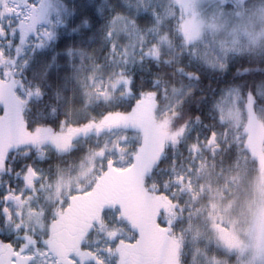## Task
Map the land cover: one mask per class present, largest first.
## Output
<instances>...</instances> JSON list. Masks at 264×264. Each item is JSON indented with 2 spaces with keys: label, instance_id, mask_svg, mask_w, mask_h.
<instances>
[{
  "label": "rangeland",
  "instance_id": "obj_1",
  "mask_svg": "<svg viewBox=\"0 0 264 264\" xmlns=\"http://www.w3.org/2000/svg\"><path fill=\"white\" fill-rule=\"evenodd\" d=\"M245 2L135 0V15L145 12L151 15L152 23L142 29L134 16H118L112 20L108 37L115 52H110L106 67L97 66L90 57L86 60L81 53L76 54L82 64L79 70L86 105L98 100L112 101L120 87L125 89L126 96L130 95V80L123 73L137 53L158 58L162 51L176 52L168 23L173 18L183 25L187 50L210 67L223 68L235 53L264 52V1L250 11L246 10ZM69 17L70 11L63 0H0V140L9 142L13 155L20 152V147L33 146L54 145L65 152L74 142L90 134L97 137L100 132L95 126L83 130L72 126L69 134L56 137L50 131L31 133L22 121L26 96L17 78L23 62L21 57L48 47L61 27L67 25ZM182 96V91H174L155 116L154 103L140 99V122L128 120L105 132L101 147L91 149L74 173H61L55 181L45 183L33 169L25 171L20 175L22 191L7 195L8 208L4 206L7 232L29 229L44 235L50 215L43 210L44 205L53 209L66 191L79 190L82 184L95 182L97 185L98 174L111 177L110 173L114 172L113 181L128 190L132 209L140 212L147 223V240L154 245L162 264H264V129L259 132V120L264 121V106L254 109L243 103L238 91H233L221 111L222 120L229 123L239 141L247 142V148L257 161V174L244 188L231 190L226 184L219 186L210 172L194 175L190 191L196 190L199 179L202 196L192 195L187 207L191 211L184 214V205L151 195L145 186L153 158L163 152V133L170 123L167 115ZM246 124L248 136L239 135ZM133 144H139L137 150L131 147ZM44 153L43 150L40 155ZM29 188L34 191L26 195ZM198 202L200 205L195 207ZM108 214L105 221L111 218H107ZM110 220L113 224L104 225L101 234L116 239L125 232L113 217ZM186 255L187 263L183 261ZM21 258L24 264L57 262L44 246ZM80 259L76 262H113L101 251L95 255L84 252Z\"/></svg>",
  "mask_w": 264,
  "mask_h": 264
},
{
  "label": "trees",
  "instance_id": "obj_2",
  "mask_svg": "<svg viewBox=\"0 0 264 264\" xmlns=\"http://www.w3.org/2000/svg\"><path fill=\"white\" fill-rule=\"evenodd\" d=\"M70 11L67 25L61 27L55 40L48 47L22 56L18 83L26 96L22 121L31 133L50 131L53 136L64 137L69 128L80 130L95 126L97 137L88 135L80 139L65 152L52 146L20 147V152L9 153L0 168V198L8 206L7 195L22 191L25 171L33 169L42 180L53 182L62 174L74 173L91 149L101 147L103 135L115 125L135 120L140 122L138 102L146 98L154 103V116L161 112L174 91H182L178 105L167 115L168 129L163 133L162 155L155 156L145 178V186L151 195L166 197L171 202L184 205L186 214L191 209L192 195L200 194L201 180L197 179L196 190L190 189L194 175L210 172L215 184L227 185L231 190L242 189L258 171L257 161L233 134L229 123L222 120L225 101L233 91H238L243 103L257 109L264 106V52L235 53L228 58L223 68H213L193 55L184 43L183 25L178 19L169 20V34L174 42L173 51H162L158 58L137 53L123 73L130 80V95L120 87L112 101L98 100L86 105L85 87L79 67L82 65L77 53L90 57L97 66L106 67L110 52L115 46L108 37L109 25L118 16L133 17L142 29L152 23L151 15H135V0H63ZM264 0H246L250 11ZM244 132L248 136L247 124ZM264 121L259 120V132ZM257 133L258 136H260ZM141 143V142H140ZM264 145V143H263ZM131 147L136 150L139 144ZM44 150V155L40 154ZM98 184L115 183L111 177L98 174ZM120 176V174H119ZM95 185V186H97ZM30 193L27 190L28 195ZM25 195V196H26ZM200 201V199H199ZM203 201L205 196H203ZM200 205L194 204V206ZM118 212H109L115 219ZM137 230L146 239L147 264H162L153 244L147 240V223L137 211ZM101 217H103L101 215ZM108 218V217H107ZM6 215L3 223L6 230ZM113 224L112 222H108ZM166 225V222H163ZM132 243L139 232L134 227ZM4 241H15V237L4 236ZM187 255L184 262L187 263Z\"/></svg>",
  "mask_w": 264,
  "mask_h": 264
},
{
  "label": "flooded vegetation",
  "instance_id": "obj_3",
  "mask_svg": "<svg viewBox=\"0 0 264 264\" xmlns=\"http://www.w3.org/2000/svg\"><path fill=\"white\" fill-rule=\"evenodd\" d=\"M11 147L8 141L0 140V168L4 165V158L11 153ZM39 187L40 185L38 189ZM28 190L32 192L33 189ZM5 210L0 198V264H24L21 258L23 255L43 246L57 260L56 264H85L76 261L81 260L84 252L95 255L98 251L109 255L113 259L111 264H147L144 250L146 239L143 240L142 233L133 224L138 219L135 215L137 211L132 209L128 190L115 183L97 186L95 182L82 184L79 190L66 191L53 209H47L44 205L43 210L50 212L44 235L33 233L29 229L5 232ZM111 210L118 212L114 220L122 227L120 230L125 232L124 236L120 235L116 239L103 237L101 234L104 225L108 227V222H112V216L105 221L106 214ZM95 223H98V227H95ZM133 227L139 232L135 245L132 243L134 234L130 233ZM5 235L15 237V241H4ZM122 236L124 240L120 243ZM107 248L111 251L106 250ZM92 264L95 262L92 261Z\"/></svg>",
  "mask_w": 264,
  "mask_h": 264
}]
</instances>
